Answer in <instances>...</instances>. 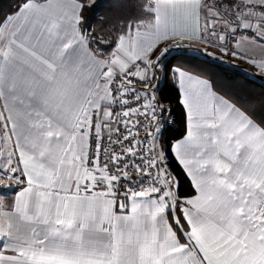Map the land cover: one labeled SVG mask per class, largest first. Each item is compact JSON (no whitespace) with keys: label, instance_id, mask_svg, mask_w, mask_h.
Returning <instances> with one entry per match:
<instances>
[{"label":"snow or ice","instance_id":"1","mask_svg":"<svg viewBox=\"0 0 264 264\" xmlns=\"http://www.w3.org/2000/svg\"><path fill=\"white\" fill-rule=\"evenodd\" d=\"M93 2L0 25V264H264V117L173 68L169 142L154 86L183 42L264 73V0H139L108 36Z\"/></svg>","mask_w":264,"mask_h":264},{"label":"trees","instance_id":"2","mask_svg":"<svg viewBox=\"0 0 264 264\" xmlns=\"http://www.w3.org/2000/svg\"><path fill=\"white\" fill-rule=\"evenodd\" d=\"M23 0H0V25L12 14ZM139 0H94L87 9L88 21L97 33L108 36L119 25L131 18L140 17ZM222 55L214 57L199 55L182 48L171 51L165 60L168 78L164 73L158 74L156 84L159 86L157 95L160 101L171 106V118L164 133L169 142L179 139L184 133L183 111L178 105V89L171 78V69L179 68L189 74H194L208 80L215 92L236 102L257 118L264 117V81L253 73H247L244 64L237 62L235 68L224 65ZM248 70V69H247ZM249 71V70H248ZM173 163V169L178 171ZM190 191L186 181H182L181 192Z\"/></svg>","mask_w":264,"mask_h":264},{"label":"crops","instance_id":"3","mask_svg":"<svg viewBox=\"0 0 264 264\" xmlns=\"http://www.w3.org/2000/svg\"><path fill=\"white\" fill-rule=\"evenodd\" d=\"M183 44H184V46H188L187 44H191V43L190 42H183ZM201 55L204 56L205 53L204 54H201ZM257 55L258 56L260 55L259 51H257ZM222 57H223L222 59L224 60L222 62L227 67L235 68L236 63L237 62H241L242 64H244L245 66H247V67H245V69H242V71L245 70L247 73H250L251 72V73H253L251 75H256L257 77H259V78H261V79L264 80V73H259L251 64L247 63L245 60H241V59H238V58H233V57L227 56V55H223ZM176 88L178 89V95H179V97H178V105L180 106L181 110L183 111V117H184L185 110L182 108L181 104L179 103L180 99L182 98V94H181V91H180L179 86L177 84H176ZM212 89H213V87H212ZM0 191H3L9 197H13L15 195V193H16V188L14 187L13 189H10V190H8L7 188H5V189H2Z\"/></svg>","mask_w":264,"mask_h":264},{"label":"built area","instance_id":"4","mask_svg":"<svg viewBox=\"0 0 264 264\" xmlns=\"http://www.w3.org/2000/svg\"><path fill=\"white\" fill-rule=\"evenodd\" d=\"M182 48H176V49L173 50V52H177V51H179ZM154 86L158 90L159 86L157 84H155ZM161 102H162L164 108L167 109V111L164 113V119L167 121V125H168V123L170 121V118H171V106L168 103H166V102H163V101H161ZM142 138H143V134H142ZM14 187L15 186H13L11 189H13ZM8 190H10V189H8Z\"/></svg>","mask_w":264,"mask_h":264},{"label":"rangeland","instance_id":"5","mask_svg":"<svg viewBox=\"0 0 264 264\" xmlns=\"http://www.w3.org/2000/svg\"><path fill=\"white\" fill-rule=\"evenodd\" d=\"M188 46H184L183 48L189 49L190 52L194 54H204L203 47L194 43L187 44ZM222 55V54H221ZM223 56V55H222Z\"/></svg>","mask_w":264,"mask_h":264},{"label":"water","instance_id":"6","mask_svg":"<svg viewBox=\"0 0 264 264\" xmlns=\"http://www.w3.org/2000/svg\"><path fill=\"white\" fill-rule=\"evenodd\" d=\"M264 81V80H263Z\"/></svg>","mask_w":264,"mask_h":264}]
</instances>
